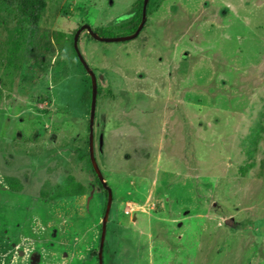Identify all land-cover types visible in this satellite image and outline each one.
Instances as JSON below:
<instances>
[{"label":"rangeland","instance_id":"374dc122","mask_svg":"<svg viewBox=\"0 0 264 264\" xmlns=\"http://www.w3.org/2000/svg\"><path fill=\"white\" fill-rule=\"evenodd\" d=\"M136 2L47 0L18 52L0 15V264H98L80 58L103 264H264V0H149L137 37L76 53L83 25L127 37Z\"/></svg>","mask_w":264,"mask_h":264},{"label":"trees","instance_id":"16d2710c","mask_svg":"<svg viewBox=\"0 0 264 264\" xmlns=\"http://www.w3.org/2000/svg\"><path fill=\"white\" fill-rule=\"evenodd\" d=\"M143 1L144 0H137V2L134 3L132 9L129 12H127V14L124 15V18L128 19L130 16V18L132 20V25H130L131 27H130V31L128 33V36L132 35L136 31V29L138 28V26L140 25V23L142 21ZM148 4H149V0H147V4H146V12H145L146 16L149 15L147 12L148 11L147 10ZM46 6H47V0H0V15L6 14L10 17V19L12 17L13 21H15L14 23H15L16 27L13 30V39L11 42L13 51L18 52L19 50L17 49V47L20 45L22 47L24 46L25 38L32 37L31 35L33 34V29L30 28V26H35L39 23V21L42 17V14L46 9ZM145 24H146V22H145ZM144 27H145V25L143 26V28ZM143 28L141 29V31L143 30ZM92 32L99 37V35L97 34V32L95 30H92ZM86 33H87V31H86ZM87 35L90 37L89 34H87ZM1 59H2V57L0 55V60ZM88 85H89V98H90L89 101L91 103V81H90L89 76H88ZM98 94H99V91L97 88V96H98ZM89 114H90V110H89ZM259 117H261V119H264V114H262V111L257 117H254V115L251 116V119H255V118L258 119ZM252 128L251 127L248 128L247 133L251 132ZM262 131H263V127L261 125L258 126L256 131L254 132V134L250 136V139H249L250 141L245 140V139L242 140V135L240 133L235 135V137H238L240 139V145L243 149L244 157L242 159L236 158L238 163L241 165L240 169L242 170V173L244 170H249V168H251V166H253L252 164H254L256 162V158H257L256 157L257 156L256 150H255L256 147L253 148V144L256 142V140H258L260 138ZM85 143L88 144V140H86ZM88 145H87L88 151L86 150V152H84L83 162L85 161L86 157L87 158L89 157V161H90ZM85 149H86V146H85ZM246 162H250L251 166L244 167L245 164H247ZM90 163H91V161H90ZM91 172L94 176L95 182L97 181L98 185H100V188L104 191L105 207H106L107 191L100 184L99 178H98L96 172L94 171L93 167L91 168ZM99 230H100V234H101V224L99 225Z\"/></svg>","mask_w":264,"mask_h":264},{"label":"water","instance_id":"95a60500","mask_svg":"<svg viewBox=\"0 0 264 264\" xmlns=\"http://www.w3.org/2000/svg\"><path fill=\"white\" fill-rule=\"evenodd\" d=\"M146 4H147V0H144L143 1V8H142V21H141L140 25L138 26V28L136 29V31L130 36L120 37V38H115V39H103V38H100L97 35H95L89 26L83 25L76 32V34L73 38V46H74L76 53H79L77 50L78 36H79L80 32L83 30L87 31V33L93 39H97L100 41L108 40V41H112V42H122V41L131 40V39L137 37L139 35L141 29L145 25V22H146V14H145ZM80 61L83 63L84 68L86 69L87 74L90 77V81H91V103H90L89 140H88L90 160L92 163V167H93L94 171L96 172V174L99 178V181L101 182L102 187L107 191V203H106L105 212H104V215H103V218L101 221L100 242H99V247H98V251H97L98 264H103L102 253H103V246H104V242H105L104 240H105V235H106V227H107L108 217H109V213H110V209H111V203H112V192H111L110 188L108 187L107 183L105 182V180H104V178H103V176H102V174L98 168V165L95 161V158H94L93 121H94V114H95V107H96L97 82H96V78H95L93 71L91 69H89L87 64L81 58H80Z\"/></svg>","mask_w":264,"mask_h":264},{"label":"bare ground","instance_id":"6f19581e","mask_svg":"<svg viewBox=\"0 0 264 264\" xmlns=\"http://www.w3.org/2000/svg\"><path fill=\"white\" fill-rule=\"evenodd\" d=\"M115 39V38H114Z\"/></svg>","mask_w":264,"mask_h":264}]
</instances>
